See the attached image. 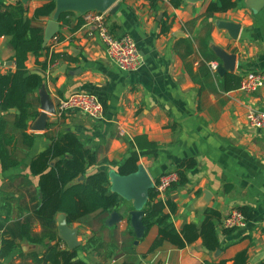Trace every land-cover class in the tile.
Returning <instances> with one entry per match:
<instances>
[{
	"label": "crops",
	"instance_id": "0c3cea01",
	"mask_svg": "<svg viewBox=\"0 0 264 264\" xmlns=\"http://www.w3.org/2000/svg\"><path fill=\"white\" fill-rule=\"evenodd\" d=\"M19 1L0 0V8ZM231 1L235 9L209 15L208 7L219 6V0H181L179 7L170 0H118L116 12L105 13L106 27L114 37L129 35L135 41L142 65L134 72L118 70L79 14L67 15L66 24L59 21L56 40L47 45L50 52L65 54L71 61L43 71L47 54L38 60L28 56V71L43 78L55 109L59 100L85 93L98 98L104 117L92 121L76 111L55 114L42 133L31 132L34 120L28 122L26 134L36 140L31 147L21 140L16 143L13 153L19 167L4 172L0 163V264H37L35 257L41 258L47 247L55 245L47 241L33 245L8 229L21 231L20 223L40 204L38 178L30 175V162L49 147L51 138L64 133L75 134L96 154L97 163L89 173L118 174L127 159L135 158L155 184L163 175L177 173L183 162H194L182 186L158 196L174 206V214L168 209L164 213L171 215L177 232L186 225L199 229L206 210L221 215L217 250L207 251L198 238L184 247L165 241L149 252L159 238L158 227H151L135 245L129 224L132 203L120 198L113 212L121 221L111 227L113 212L102 211L67 224L76 232L78 260L86 264H232L245 252L248 264H264V131L248 128L245 118L250 110L264 112V88L253 94L239 91L244 76L264 74V0ZM51 2L55 0H27L32 27L44 31L51 17L35 20L34 12ZM219 22L238 25L237 40L218 29ZM216 49L235 56L231 72H217L221 61ZM212 63L217 64L215 71ZM14 71L10 39L1 38L0 76ZM33 101L39 114V93ZM241 209L251 215L246 228L224 229L223 218ZM60 215L54 220L58 248L67 251L57 230ZM42 231L36 223L32 236ZM13 238L16 247L8 252L2 242Z\"/></svg>",
	"mask_w": 264,
	"mask_h": 264
},
{
	"label": "trees",
	"instance_id": "16d2710c",
	"mask_svg": "<svg viewBox=\"0 0 264 264\" xmlns=\"http://www.w3.org/2000/svg\"><path fill=\"white\" fill-rule=\"evenodd\" d=\"M170 2L175 7L181 5V0ZM235 7L236 4L231 0H219V6L211 4L207 13L209 15L225 13ZM54 11L55 2L48 3L34 12L33 19L49 18ZM67 15L73 13L61 15L59 21L66 24ZM1 38L10 39L15 62L14 72L0 76V114L5 115L0 118V163L2 171L6 172L19 167L13 153L16 143L21 140L31 147L36 140V136L27 135L26 131L28 122L38 116L33 97L41 90L44 80L40 75L28 71L26 67L28 56L33 55L38 60L43 53L47 54V60L41 64L43 71L71 59L65 54L50 52L47 46L42 47L43 31L32 27V20L27 17V7L21 1L0 8ZM37 65L40 64L37 62ZM10 110H15V113L10 114ZM137 162L135 158L127 159L118 168V174L122 177L134 174L138 168ZM96 163V154L86 149L73 133L59 134L56 138H51L49 147L31 160L29 173L32 177L38 178L40 204L34 205L29 216L20 223L21 231L10 229L8 231L33 245H43L45 241L49 244L55 243L54 246L47 247L41 258L35 257L37 264H86L77 259L76 250L70 252L59 250L54 221L57 215H64L66 223L71 225L98 211L113 212L119 208L121 199L110 191L108 175L105 172L89 173ZM193 167L194 162H183L177 170L179 182L170 190L182 186L186 182V173ZM80 177L82 181H79ZM158 196L155 188L149 192L142 220L145 234L151 227H158L159 238L149 252L154 251L165 241L177 247H184L198 238L209 252L219 248L216 230L221 221L219 213L206 210L199 229L194 225H186L177 232L171 215L164 213L165 209H168L170 214H174V206L168 200L164 203L158 200ZM240 212L247 218L246 220L251 219L247 210L241 209ZM36 223L43 231L40 236L34 238L32 227ZM2 243L5 249H9L8 252L16 247L15 238L11 242ZM232 264H248L247 254L239 253Z\"/></svg>",
	"mask_w": 264,
	"mask_h": 264
},
{
	"label": "water",
	"instance_id": "95a60500",
	"mask_svg": "<svg viewBox=\"0 0 264 264\" xmlns=\"http://www.w3.org/2000/svg\"><path fill=\"white\" fill-rule=\"evenodd\" d=\"M26 6L27 0H21ZM118 0H55V11L51 16V21L47 23L43 31L42 47L45 48L59 32V17L65 13L84 15L89 12H98L105 14L110 12L114 14L119 6H114ZM251 10H256L248 5ZM258 11V10H257ZM218 29L228 33L232 40H237L239 26L228 22H219ZM215 54L221 61L217 72L223 74L232 71L234 68L235 56L228 55L224 51L216 49ZM40 95V113L32 122L29 130L33 133H42L47 130L49 117L55 115L54 104L50 101L49 96L43 86L39 91ZM10 114L15 110H10ZM109 183L111 192L116 193L121 199L132 203L133 210L129 213V224L135 237V245L144 238L145 227L143 226L144 208L148 202L149 192L154 188V182L149 178L142 167H138L134 174L126 177L119 176L116 173H109ZM82 181V177L79 178ZM121 221V216L113 212L110 216L108 226L111 227ZM58 234L60 240L67 246V251H75L79 248L76 240V232L68 228L65 216L60 215L58 223Z\"/></svg>",
	"mask_w": 264,
	"mask_h": 264
},
{
	"label": "built area",
	"instance_id": "2783aa9c",
	"mask_svg": "<svg viewBox=\"0 0 264 264\" xmlns=\"http://www.w3.org/2000/svg\"><path fill=\"white\" fill-rule=\"evenodd\" d=\"M84 25L93 28L102 42L107 57L121 72L130 73L138 70L142 65V57L135 41L129 35L114 37L106 27L105 14L89 12L82 15ZM54 41L56 39H53ZM211 69L215 71L217 64L212 63ZM264 88V74L252 73L244 76L239 84V91L253 94ZM76 111L92 121H100L104 117V109L98 98L91 94H73L58 101L55 114L62 116L65 113ZM247 126L250 129L264 131V112L250 110L246 116ZM179 182L177 173H167L159 178L154 188L159 195L166 194L173 185ZM226 230H244L247 222L238 210L230 211L222 220Z\"/></svg>",
	"mask_w": 264,
	"mask_h": 264
}]
</instances>
